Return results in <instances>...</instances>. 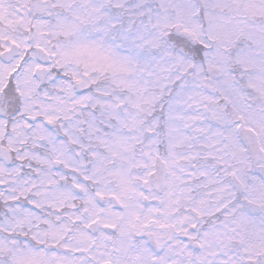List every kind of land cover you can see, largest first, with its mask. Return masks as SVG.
<instances>
[{
	"label": "snow or ice",
	"instance_id": "1",
	"mask_svg": "<svg viewBox=\"0 0 264 264\" xmlns=\"http://www.w3.org/2000/svg\"><path fill=\"white\" fill-rule=\"evenodd\" d=\"M0 264H264V0H0Z\"/></svg>",
	"mask_w": 264,
	"mask_h": 264
}]
</instances>
